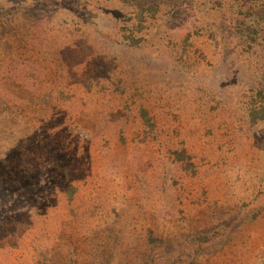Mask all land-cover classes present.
Segmentation results:
<instances>
[{
    "label": "rangeland",
    "instance_id": "374dc122",
    "mask_svg": "<svg viewBox=\"0 0 264 264\" xmlns=\"http://www.w3.org/2000/svg\"><path fill=\"white\" fill-rule=\"evenodd\" d=\"M262 105L264 0H0V264H264Z\"/></svg>",
    "mask_w": 264,
    "mask_h": 264
},
{
    "label": "trees",
    "instance_id": "16d2710c",
    "mask_svg": "<svg viewBox=\"0 0 264 264\" xmlns=\"http://www.w3.org/2000/svg\"><path fill=\"white\" fill-rule=\"evenodd\" d=\"M249 31H255V29H252V28H248ZM251 37V36H250ZM251 120L253 122H256L257 120H263L264 119V105H262V107L258 110H253L251 112Z\"/></svg>",
    "mask_w": 264,
    "mask_h": 264
}]
</instances>
